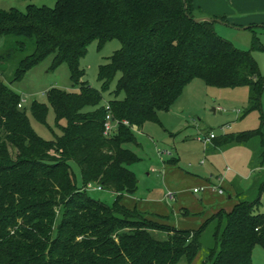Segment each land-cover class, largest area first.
Returning <instances> with one entry per match:
<instances>
[{"label":"trees","instance_id":"obj_1","mask_svg":"<svg viewBox=\"0 0 264 264\" xmlns=\"http://www.w3.org/2000/svg\"><path fill=\"white\" fill-rule=\"evenodd\" d=\"M197 17L204 18L192 0H54L51 8L0 10V38L7 44L0 54V264H193L198 257L199 264H252L254 246L264 249V214L257 213L264 184L252 201L236 189L229 212L218 211L195 229L121 204L138 184L130 169L139 161L128 147L136 144L132 127L159 124V113L169 111L194 78L208 86H246L249 110H260L263 79L254 59L218 36L214 22H194ZM111 39L121 48L99 67L98 80L105 90L119 73L115 95L124 98L107 103L117 131L105 136L102 91L80 81L79 61L91 42L101 47ZM50 56L54 67L68 65L78 91H48L56 124L65 126L47 142L18 107L11 83ZM46 111L44 104L31 105L37 120ZM254 138L262 167L264 126L212 141L222 147ZM71 164L84 188L100 186L115 196L113 203L78 188Z\"/></svg>","mask_w":264,"mask_h":264},{"label":"rangeland","instance_id":"obj_2","mask_svg":"<svg viewBox=\"0 0 264 264\" xmlns=\"http://www.w3.org/2000/svg\"><path fill=\"white\" fill-rule=\"evenodd\" d=\"M221 1L228 9V16L225 22H216L213 27L218 36L240 51L248 52L254 59L263 79L260 110H249V89L246 86H208L200 78H194L186 85L170 110L159 113V124L148 122L141 129L134 130L136 144L128 147L139 158L130 167L138 184L134 194L122 198L121 204L125 206L132 207L143 201L172 200L166 198L170 191H167L163 182V161L170 157L175 158V164L171 161L166 164H174L183 173L212 181L225 178L227 181L237 182L243 192L242 200L252 201L259 195V188L264 184V164L260 168L259 163L262 151L259 138H254L246 145L231 144L217 148L212 147L213 141L209 144L202 141L209 134H213L214 141H218L224 135L251 132L264 126V5L247 6L244 11L239 12L229 7L228 0ZM29 4L51 8L54 0H0V10L17 9L23 12ZM6 45L5 39L0 38V54L5 53ZM120 48L118 39L108 40L101 47L94 41L87 46L85 55L79 61V69L83 72L80 81L102 91L104 106L114 98H124L123 93L115 95L119 73L105 90L103 83L98 80L99 67L106 64ZM70 75L66 63L54 67L50 56L28 70L22 79L11 83V88L24 101L22 112L28 118L31 128L47 142L60 136L61 128L65 126L64 121L56 124L47 93L51 89L76 93L78 87L73 84ZM11 76L12 69L7 70L5 79L8 82ZM34 101L47 108L43 121L35 119L31 113ZM71 167L76 186L83 189L88 197L108 206L113 203L115 196L112 193L84 188L77 167L74 164ZM195 196L199 198V194ZM224 199L227 200V193ZM257 213L264 214V191L260 194ZM150 220L159 222L157 219ZM149 232L157 239L166 237V233L162 231ZM199 261L198 257L193 264H199ZM251 261L252 264H264V249L261 246H254Z\"/></svg>","mask_w":264,"mask_h":264},{"label":"crops","instance_id":"obj_3","mask_svg":"<svg viewBox=\"0 0 264 264\" xmlns=\"http://www.w3.org/2000/svg\"><path fill=\"white\" fill-rule=\"evenodd\" d=\"M192 1L204 17L227 18L226 16H228V9L225 8V4L221 0ZM228 4L229 7L241 12L247 6L264 5V0H228ZM212 147L217 148L214 144ZM169 161L175 164L176 160L170 157L163 161V182L167 191L172 192V200L166 201L168 203L165 202L166 199L143 201L135 205L140 210L163 217L169 216L167 224L175 228L195 229L218 211L229 212L237 203L236 189H241L237 182L227 181L225 178H221V180L217 178L214 181L198 178L183 173L174 164H168L171 165L168 166L166 163ZM214 187L221 188L223 194L214 191ZM194 189H198V192H194ZM225 193H227V200L224 199ZM195 194H199V198ZM174 217L176 219H173Z\"/></svg>","mask_w":264,"mask_h":264},{"label":"built area","instance_id":"obj_4","mask_svg":"<svg viewBox=\"0 0 264 264\" xmlns=\"http://www.w3.org/2000/svg\"><path fill=\"white\" fill-rule=\"evenodd\" d=\"M24 103L23 100L20 101V103L18 104V107L20 108L22 106V104ZM105 110H106V115H105V118H104V124H103V128H104V135L105 136H109L113 133H115L117 131V121L114 120L112 118V115L110 113V110H109V106L108 104L106 103L105 106H104ZM124 124H127L126 122H124ZM133 130H136L135 127H132ZM215 139V136L213 134H209L207 137H205L202 141L205 143V144H209L210 142H212V140ZM167 155H170V153H166ZM228 170V169H227ZM221 180V178H219ZM86 189H94V190H97V191H101L102 188L98 185H93V184H87L85 186ZM214 191H216L218 194H223V190L221 188H215L213 189ZM194 192H198V189H194ZM173 194L171 192H168L167 195H166V198L171 200L173 198L172 196Z\"/></svg>","mask_w":264,"mask_h":264},{"label":"water","instance_id":"obj_5","mask_svg":"<svg viewBox=\"0 0 264 264\" xmlns=\"http://www.w3.org/2000/svg\"><path fill=\"white\" fill-rule=\"evenodd\" d=\"M200 21H207V22H221L219 19H212V18H197L194 19V22H200ZM213 112L215 111L214 109L212 110Z\"/></svg>","mask_w":264,"mask_h":264}]
</instances>
